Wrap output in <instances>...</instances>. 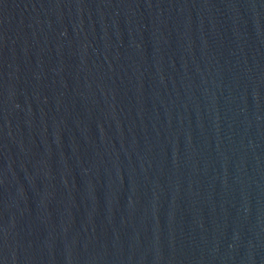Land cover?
Wrapping results in <instances>:
<instances>
[{"label": "water", "instance_id": "1", "mask_svg": "<svg viewBox=\"0 0 264 264\" xmlns=\"http://www.w3.org/2000/svg\"><path fill=\"white\" fill-rule=\"evenodd\" d=\"M0 264H264V0H0Z\"/></svg>", "mask_w": 264, "mask_h": 264}]
</instances>
